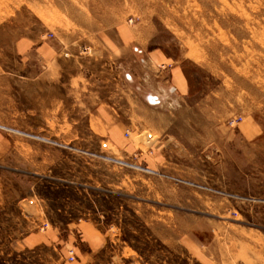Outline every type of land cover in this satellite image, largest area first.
I'll return each mask as SVG.
<instances>
[{"label":"rangeland","instance_id":"obj_1","mask_svg":"<svg viewBox=\"0 0 264 264\" xmlns=\"http://www.w3.org/2000/svg\"><path fill=\"white\" fill-rule=\"evenodd\" d=\"M177 67L190 101L153 90ZM78 243L264 264V0H0V264H78Z\"/></svg>","mask_w":264,"mask_h":264},{"label":"crops","instance_id":"obj_2","mask_svg":"<svg viewBox=\"0 0 264 264\" xmlns=\"http://www.w3.org/2000/svg\"><path fill=\"white\" fill-rule=\"evenodd\" d=\"M58 52H59V49H58L57 43L50 41V40H47L46 42L42 43V58L43 59L50 60L54 58V56L57 55ZM135 55H137V53ZM151 60L153 64L165 62V61H160L159 58H157V56L152 57ZM159 77L157 78H159L158 80H161L160 83L162 84V87L160 86L161 84L159 83L158 88L153 89L154 92L156 93V94L155 93L153 94H155L158 98H160V95L170 94V95L176 96L177 99L179 98L182 101H190L193 97H195L196 92H199L195 76L190 71L189 68L177 67L171 70H167V72L162 73V75ZM173 88L175 89V91L171 92V89ZM88 229L92 230V228L90 227H88ZM76 233L78 234V237L81 238L80 241L84 242L85 241L84 239L85 231L81 227L78 226V228L76 229ZM83 247H85L84 244H83ZM74 250L76 252V256L78 260L80 259V255L82 257L87 255L88 257L87 260L83 259V260L77 261L78 264H93V258L91 259L90 255L93 254V252L95 253L94 248L93 250L91 248V251L89 250V251L84 252V250L81 249L80 244L78 243L74 247Z\"/></svg>","mask_w":264,"mask_h":264},{"label":"built area","instance_id":"obj_3","mask_svg":"<svg viewBox=\"0 0 264 264\" xmlns=\"http://www.w3.org/2000/svg\"><path fill=\"white\" fill-rule=\"evenodd\" d=\"M174 91H175L174 88L171 89V92H174ZM149 101H150V100H149ZM159 102H160V100H158L157 102H151V101H150L151 104H157V103H159ZM235 123H236V122L231 121V122H230V125H231V126H234ZM69 258H70L71 261H74V260H75L76 256H75V252H74V250H71V251H70V253H69Z\"/></svg>","mask_w":264,"mask_h":264},{"label":"bare ground","instance_id":"obj_4","mask_svg":"<svg viewBox=\"0 0 264 264\" xmlns=\"http://www.w3.org/2000/svg\"><path fill=\"white\" fill-rule=\"evenodd\" d=\"M150 100L153 102H157V98H155V97H151Z\"/></svg>","mask_w":264,"mask_h":264}]
</instances>
